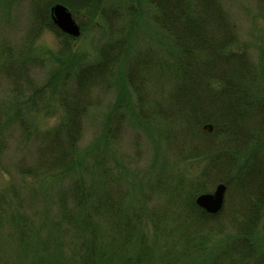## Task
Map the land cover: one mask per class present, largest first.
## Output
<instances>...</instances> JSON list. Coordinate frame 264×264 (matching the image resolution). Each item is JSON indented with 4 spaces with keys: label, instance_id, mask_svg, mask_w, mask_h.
Wrapping results in <instances>:
<instances>
[{
    "label": "trees",
    "instance_id": "1",
    "mask_svg": "<svg viewBox=\"0 0 264 264\" xmlns=\"http://www.w3.org/2000/svg\"><path fill=\"white\" fill-rule=\"evenodd\" d=\"M146 1L167 44L130 57V30L127 33L116 27L120 18L106 0H34L26 41L16 50L0 47V69L13 76L17 97L29 93L37 104L49 96L62 117L52 129L35 132L37 162L33 167L20 166L18 173L36 178L44 168L46 175L57 172L64 176L74 171L91 96L105 86L110 88L116 72L123 73L128 87L138 95V116L143 125H150L151 118L163 123V137L167 148L174 150L175 164L199 161L202 167L190 178L173 177L163 169L149 187V192L166 195L168 206L187 189L174 217L169 209L147 213L145 204L151 195L143 198L139 211L130 212L125 205L128 193L115 197L118 190L109 181L112 176L106 168L99 169L103 190L98 197L85 179L73 178L60 192L59 211L66 231L83 242V255L75 264H264V95L256 92L261 86L258 68L245 51L235 49L238 35L221 0ZM258 2L264 6V0ZM55 4L67 7L75 20L86 18L97 27L104 23L110 35L114 30L123 35L115 40L110 36L96 62L79 65L74 73L58 69L46 85L29 89L26 79L30 68L42 62L32 56L41 32L54 33L69 54L70 42L76 40L60 33L52 23ZM79 25L81 32L86 29L83 21ZM20 83L27 84L26 90ZM150 86L161 87L162 93L166 86L171 89L154 103L147 99ZM151 103L154 108L146 111L143 107ZM118 108L108 118L105 142L117 138ZM23 130L28 128L23 125ZM221 183L235 189L239 208L232 213L238 218L233 220L232 235L225 245L203 258L210 236L224 230L225 226H214L223 209L209 215L196 206L195 199ZM8 220L0 210V231L3 226L10 228ZM10 223L25 256L32 254L33 264H49L32 247L26 219L19 215ZM148 228L155 236L152 242L144 234ZM159 239L163 246L158 245ZM168 241L180 245L181 253L172 255L165 245ZM57 260L52 264H58Z\"/></svg>",
    "mask_w": 264,
    "mask_h": 264
},
{
    "label": "rangeland",
    "instance_id": "2",
    "mask_svg": "<svg viewBox=\"0 0 264 264\" xmlns=\"http://www.w3.org/2000/svg\"><path fill=\"white\" fill-rule=\"evenodd\" d=\"M106 1L120 18L116 27L124 29L127 33L130 30V57L144 49H156L157 46L161 49L166 43L162 32L152 20L153 8L146 0ZM33 2L34 0H0V47L16 50L25 43L34 16ZM221 2L238 35L239 41L235 49L245 51L258 68V82L261 86H257L256 92L262 96L264 6L258 0ZM79 21L84 22L86 29L78 39L70 42L71 54L63 50V42L50 31H42L35 40L32 56L42 62L35 63L34 67L30 68L26 79L30 81L29 89L46 85L58 69L71 70L74 73L79 65L96 62L100 48L111 40L110 36L115 40L123 35L116 34V30L114 35H110L104 23L97 27L94 23L89 24L86 18H77L78 24ZM130 21L133 22L130 24ZM2 62L3 58L0 57V66ZM122 74L116 72L110 88L105 86L94 90L91 96L92 106L83 121L79 159L75 170L64 176L57 172L46 175L44 168L36 179L21 176L18 173L19 167L35 166L38 144L32 138L33 135L37 131L55 127L61 120L62 113L57 103L49 96L42 102L37 99V104L29 93L17 97L13 76L6 75L0 69V210L6 214L7 220L10 219V228L3 226L0 231V264H33L32 254L25 256L11 230L10 222L19 215L26 219L32 237L31 245L40 252L44 260L49 261V264L57 259L58 264L79 263L84 250L83 242L72 232H67L61 224L60 192L68 188L73 178L80 176L85 179L93 194L100 196V191L103 190V186H100V168H106L110 172L112 177L109 181L112 180V186L118 190L116 198L119 193H128L125 205L130 207V212L134 209L139 211L143 198L151 195L145 204L147 213L169 209V213L174 217L178 201L183 200L187 189H182L184 192L181 190L179 200L168 206L164 200L166 195L151 189L149 192V187L154 184L157 174L161 171H168L173 177L179 175L190 178L200 171L202 164L199 161L175 164L178 161L174 150L167 148L163 137V123L157 118H151L150 125H143V119L138 116V95L128 87ZM20 85L26 90L27 84ZM150 87L152 89L147 93V99L154 103L160 102L161 97L171 89L166 86L162 93L161 87ZM116 106H119L116 116H121L117 138L105 142L104 131ZM143 108L149 111L154 105L147 104ZM23 125L28 128L27 131L23 130ZM149 126L153 127L152 130L147 129ZM171 186L172 181L167 183L168 188ZM215 187L216 185L210 187L208 193H212ZM238 208L235 189L230 187L225 194L222 217L219 222L214 223V226H225L224 230L222 228L218 230L221 234L210 236L203 258L211 257L216 249L222 248L229 240L232 235L230 230L234 227L233 220L238 218L232 210ZM144 211L142 214L145 217ZM102 228L103 226H100V229ZM144 234L149 242L155 239L151 228ZM158 245L163 246L164 241L159 239ZM165 245L172 255L181 253V246L177 243L168 241ZM156 248L158 249V246Z\"/></svg>",
    "mask_w": 264,
    "mask_h": 264
},
{
    "label": "water",
    "instance_id": "3",
    "mask_svg": "<svg viewBox=\"0 0 264 264\" xmlns=\"http://www.w3.org/2000/svg\"><path fill=\"white\" fill-rule=\"evenodd\" d=\"M51 17L54 25L62 33L72 38H78L80 36V27L65 6L61 4L55 5L51 9ZM225 192L226 186L224 184H219L213 193L199 195L195 203L207 214L216 215L223 207Z\"/></svg>",
    "mask_w": 264,
    "mask_h": 264
}]
</instances>
